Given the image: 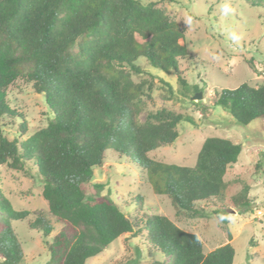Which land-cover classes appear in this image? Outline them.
<instances>
[{"label": "trees", "instance_id": "1", "mask_svg": "<svg viewBox=\"0 0 264 264\" xmlns=\"http://www.w3.org/2000/svg\"><path fill=\"white\" fill-rule=\"evenodd\" d=\"M247 2L264 6V0ZM184 39L183 25L156 0H0L1 264L23 262V242L12 223L29 220L32 213L1 185L2 166L38 178L47 214L62 224L51 237L54 226L46 213L29 220L30 228L45 237V264H86L126 234L141 237L150 250L170 257L158 264H233L231 242L205 252L198 234L165 214L145 211L142 195L121 204L111 194L89 190L95 169L113 150L118 158L135 163L155 193L169 197L176 217L211 214L202 203L224 193L241 143L209 136L191 165L153 157L152 151L177 140L179 123L196 124V119L167 108L146 111L149 80L133 78L145 72L138 64L142 56L154 68L175 71L187 85L180 74L181 61L189 56ZM19 80L42 93L53 114L26 137L24 115L8 97ZM193 88L200 90L198 85ZM215 104L243 125L264 118V81L224 88ZM17 123L20 133L11 137L6 127ZM250 190L245 184L231 197L241 212L251 208ZM139 263L127 256L117 264Z\"/></svg>", "mask_w": 264, "mask_h": 264}, {"label": "rangeland", "instance_id": "2", "mask_svg": "<svg viewBox=\"0 0 264 264\" xmlns=\"http://www.w3.org/2000/svg\"><path fill=\"white\" fill-rule=\"evenodd\" d=\"M156 1L185 29L184 42L189 56L181 61L180 74L187 85L179 80L175 71L154 68L142 56L138 64L145 72L134 74L133 78L136 81L149 80L146 93L151 96H145L146 111L167 108L189 113L195 117L196 124L179 123L177 140L152 151L151 155L167 162L191 165L209 136L227 137L241 143V154L228 169L224 193L202 203L211 212L205 218L176 217L169 197L155 193L135 163L118 158L112 154L113 150L108 152L104 164L95 169L92 184H103L102 188L91 184L90 193L111 194L121 204L130 203L140 194L145 211L165 214L183 229L198 234L205 252L231 242L236 251L233 264H264V118L243 125L223 106L215 104L224 88H236L243 82L257 85L264 81V6L252 5L247 0ZM226 7L228 12L224 11ZM189 18L191 24L188 23ZM233 33L240 37L238 41L232 39ZM164 81L170 83L173 93L168 91ZM194 85H198L200 90L196 92ZM200 93L202 97L194 98ZM8 97L24 115L27 125L24 137L45 126L53 117L44 95L37 92L31 83L17 81L10 87ZM6 132L11 137L18 136V123L7 126ZM4 184L19 205L32 212L29 220H34L40 211L48 213V202L41 194L42 185L38 178L2 166L1 185ZM245 184L251 187L252 205L248 211L241 212L231 197ZM214 210L217 212H212ZM47 217L54 226L52 237L62 224L52 215L47 214ZM29 220L12 223L13 230L23 242L25 256L21 264H45L49 258L45 237L41 230L30 228ZM127 256L139 259V264L170 261V257L150 250L141 237L126 234L86 264H117ZM1 260L0 255V264Z\"/></svg>", "mask_w": 264, "mask_h": 264}, {"label": "clouds", "instance_id": "3", "mask_svg": "<svg viewBox=\"0 0 264 264\" xmlns=\"http://www.w3.org/2000/svg\"><path fill=\"white\" fill-rule=\"evenodd\" d=\"M224 11H225V12H228L229 9L226 7V8L224 9ZM191 22H192V20H191V18H189V19H188V23L191 24ZM232 39H233L234 41H238V40L240 39V37H239L238 35H236L235 33H233V34H232Z\"/></svg>", "mask_w": 264, "mask_h": 264}, {"label": "water", "instance_id": "4", "mask_svg": "<svg viewBox=\"0 0 264 264\" xmlns=\"http://www.w3.org/2000/svg\"><path fill=\"white\" fill-rule=\"evenodd\" d=\"M202 97L201 93L200 94H195L194 98H200Z\"/></svg>", "mask_w": 264, "mask_h": 264}]
</instances>
